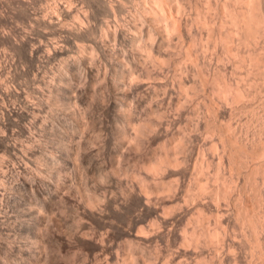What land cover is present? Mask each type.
<instances>
[{
	"label": "clouds",
	"instance_id": "9594fccd",
	"mask_svg": "<svg viewBox=\"0 0 264 264\" xmlns=\"http://www.w3.org/2000/svg\"><path fill=\"white\" fill-rule=\"evenodd\" d=\"M0 264H264V0H0Z\"/></svg>",
	"mask_w": 264,
	"mask_h": 264
}]
</instances>
